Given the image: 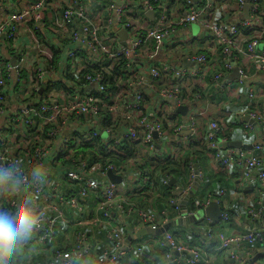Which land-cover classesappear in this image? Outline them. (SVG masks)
Masks as SVG:
<instances>
[{
	"label": "built area",
	"instance_id": "built-area-1",
	"mask_svg": "<svg viewBox=\"0 0 264 264\" xmlns=\"http://www.w3.org/2000/svg\"><path fill=\"white\" fill-rule=\"evenodd\" d=\"M54 1L36 0L0 19V167H12L27 160L44 169L39 178L29 179L25 175V192L37 209L44 210V218L23 245L34 240L38 246L49 249L57 236V220H61L79 228H105L106 246L98 256V264H120L130 253L138 254L142 261L146 258L144 246L127 241L118 225H126V219L131 218L143 227L157 228L179 219L177 197L182 191L187 192L190 184L173 188L168 205L177 214L169 219L168 208L156 213L131 200L128 193L136 191L139 177L136 166L107 162L87 167L82 159H73L71 169L57 164L72 153L66 147L74 138L84 142L100 138L106 154L118 151L121 142L128 140L153 157L158 145L168 152L166 156L176 157L181 134L184 131L190 137L196 134L198 117L205 114L199 104L208 101L210 91L224 94L234 85L240 86L246 98L255 104L264 92V0H198V3L194 0H118L108 4L104 17L92 15L86 0L84 3L69 0L54 13L57 33L63 40H69L65 45L66 57L58 62L57 91L50 89L42 100L36 101L47 88L48 75L43 67L45 62L35 61L28 66L31 69L28 82L22 84L27 94L24 105L10 110L7 100L13 98L15 91L8 80L9 67L1 57V38L14 41L19 26L39 19ZM247 2L251 4L249 19L237 20L235 17L243 13ZM193 24L201 26L203 33L186 40L183 33ZM242 28L249 34L243 35ZM120 29L126 32L125 41L117 36ZM203 39L205 43L200 45ZM191 42L197 43L193 50ZM122 60L126 74L120 75L111 87L105 76ZM235 72L237 77L232 78ZM251 72L261 76L263 88L255 89L249 84ZM193 103L198 105L195 111L176 124L172 122L170 117L178 107ZM242 115L248 117L245 128H251L249 121L262 126L259 142L249 148H228V138L219 136L221 125L215 120L208 122L205 140L219 167L242 168L244 177L255 180L264 193V100L257 109ZM49 124L53 128L43 133V127ZM38 136H44L45 142L31 146L30 141H38ZM56 139L58 149L54 147ZM108 172L123 180L118 184L110 182ZM62 185L70 188L66 194L58 188ZM93 192L98 202L86 212L84 204ZM211 201L209 198L197 200L194 205L207 207ZM258 206V210L247 208L246 215L251 219L264 217V208L260 203ZM63 207L71 209L75 218L65 217ZM193 214V210L186 213ZM228 219L229 215L221 212V222ZM200 235L218 240L216 250L225 251L230 260L238 263L244 245L264 244L262 230L231 236L215 231ZM90 237L87 231L78 229L70 244L50 249L48 264H73L90 257ZM160 244L169 249L164 253V264H209V251L179 243L168 231L162 235Z\"/></svg>",
	"mask_w": 264,
	"mask_h": 264
},
{
	"label": "crops",
	"instance_id": "crops-1",
	"mask_svg": "<svg viewBox=\"0 0 264 264\" xmlns=\"http://www.w3.org/2000/svg\"><path fill=\"white\" fill-rule=\"evenodd\" d=\"M34 1L36 0H0V19L2 20L9 13L18 11L33 3ZM81 1L83 3L85 2V0ZM86 1L88 2L87 9L92 15L97 14L101 17H104L108 4L112 1L118 0ZM194 1L198 3V0ZM65 2L68 4L69 0H55L52 3L51 7L44 11L45 13H41V17L39 19H34V23L30 24L28 21L19 26L14 41H10L8 43V47L12 51L11 57L10 55L8 56V67L11 71L12 81L16 80L14 71L15 66L18 62L26 68L28 66H31L35 61H43L49 63V59H51L52 56V45H55L57 49L59 48V50L62 52L60 58L65 59L66 50L65 45L63 44L64 40L60 33H57V17L54 14L57 13V8L61 7ZM227 14L231 15L230 13ZM241 17L244 20H248L249 13L248 18H246L243 10V13L241 15L236 16L235 18L237 20H240ZM231 22L234 21L231 20ZM193 25L194 26L190 25L189 27H187V30L183 33L186 40H190L189 38L201 35V33H203V28L201 26L196 24ZM121 30L122 29L117 31V36L122 41V39L118 35V32ZM241 33L243 35H246L249 34V31L246 30V33ZM125 39L123 41H125ZM4 40L5 39L2 37V51H4L5 54L7 52V49L5 47ZM199 43L200 45H204L205 39L199 41ZM194 46H197V43L191 42L190 47L192 50ZM206 46L208 51V44H206ZM43 53H47V56ZM48 53L50 54V56ZM12 59H15L14 66L11 65ZM250 74L251 77L249 79V84L255 87V89H259L258 87L263 88V81L261 76L253 75L252 72ZM50 76L51 78H49V75L47 76L46 81L57 80V75L55 73H50ZM231 77H235L234 73ZM47 88L54 89V86ZM242 88L243 87L234 85V87L231 88L230 91H226L224 94H219L216 91H210L208 93V101L199 104V109L205 110V114L198 117V126L196 134L190 137L189 133L187 131H184L177 140L178 142H183V145H185L183 147V150L190 149L194 144L199 143L200 141H202L203 143V141L205 140V133L208 129V122L210 120L218 121L221 125L223 129L222 133H224V135L228 138L226 146L232 142H239L242 145L250 147L252 144L257 143L261 140V125L251 124L250 129L244 127V123H246V121H244V116L242 114H246L248 111L254 110L255 108L254 106H248V104H250L252 101L246 98V96L243 94ZM21 92L22 91H19L20 94ZM19 93L14 92L13 98L7 100L10 110L16 108L19 109L24 105L27 94H25L24 91L21 95H19ZM41 97L42 96H40V98ZM260 97L261 98H259V101L258 99H256L255 101L256 104L259 106L262 105L264 100L263 90L262 95ZM196 106H198L197 103H193L190 106H186L187 112L185 116H182L177 112L176 114L181 116L182 119L187 118L189 113L196 110ZM3 120L5 119L3 118ZM4 122L5 121H3V123ZM191 142L194 143L190 144ZM205 142L208 143L206 140ZM187 145H189L188 148H186ZM54 147L56 149H58L59 147V145L57 144V139L55 141ZM55 152L56 150L52 151L51 154L54 155ZM156 152L157 155H160L161 157H164V155L168 154V152L163 151L160 145H158V150H156ZM191 173L192 174L189 177L185 176V180L183 183H189L191 188L187 192L182 191L181 194L177 197L179 209L181 212L180 217L187 218L188 215H186V213H189L191 210L195 211L196 214L198 211L201 212V210L206 207H198L196 205H192V203L197 200L204 201L209 198L219 204L221 212H229V219L225 222H221L220 220L217 223H213L210 219V221H207L208 218L202 215L197 218L196 221H200L199 225L195 226V222H188L184 225L178 224L172 226L169 230L173 232L176 237L182 234V230H186L188 232H191L192 230L191 233L195 232L200 234L201 232H205L207 229H209L208 227H210L212 231L220 232L226 236L244 234L252 230L264 231V217L258 219H251L245 213V210L249 207H253L255 210H258V203H260L264 208V193H262L258 183L255 180L249 181V179H246L244 177L242 168L237 167V169L231 170L223 169L214 162L210 151L206 150L202 153L200 152L195 154L193 170L191 171ZM193 189H195V192H192ZM138 190L139 189L136 186V199L143 200L149 207V209H159L158 203H156L158 197L156 191H150V189H148L149 191L146 192L151 193L153 198L145 200L144 197L141 196L145 192L138 193ZM185 199L187 200L183 203V207H186V211L184 212L181 207L182 202L185 201ZM97 202L98 198L96 193H91L87 197V201L84 204L85 211L87 212L94 209ZM63 209L65 217L69 219L75 218L74 212L71 209L66 207H63ZM131 225L137 227L131 229V232H128L127 234L124 230L126 225H118L120 230L126 235V238L131 237L132 235L141 231V229L145 228L141 224H139L135 219H133ZM79 229L85 230L88 233L90 232L89 234L91 235V237L89 243L92 252L90 257H87L83 261L75 262L73 264H98V256L101 253L100 251H102V249L106 246V243L104 241L105 228L99 227L96 229H91L88 227H82ZM77 231L78 230L76 226L66 225L61 220H57V236L54 243L49 247V249L45 250L43 247L38 246L36 241L31 240L29 241L28 245H22L14 254L0 258V260H2V264H19L20 261H23L22 264H48L47 261L50 249L53 247L60 248L66 244H70V242L74 239L75 232ZM157 237L158 236L148 234L138 239H132L130 241L133 242L135 240L143 238L142 241L136 242L134 244H142L145 250V259L152 261L155 259L157 253H161V250L159 251L155 246L158 240ZM187 241L193 243L192 237H187ZM218 246V240H209L207 250L209 251L210 256H212L215 264H264V245H259L258 243L253 246L248 244L244 245V247L239 252V254L241 255L240 263L230 260L225 254V251H217L216 249L218 248ZM124 260L127 261H121L120 264L136 263L135 261L132 262L130 258H126Z\"/></svg>",
	"mask_w": 264,
	"mask_h": 264
},
{
	"label": "trees",
	"instance_id": "trees-1",
	"mask_svg": "<svg viewBox=\"0 0 264 264\" xmlns=\"http://www.w3.org/2000/svg\"><path fill=\"white\" fill-rule=\"evenodd\" d=\"M29 23L30 24L34 23V20L29 21ZM240 31L246 33V30L244 28L240 29ZM4 39H5L4 41H5V47L7 49V52L4 54V51H2L1 57L3 58L5 63H7L8 65V56L10 55L11 57L12 51L8 47V43L10 41H8L6 38ZM67 43H69V40L63 41L64 45H66ZM51 49H52V56H51V59H49L50 62L49 63L45 62V64L43 65L44 70L45 68L47 70L45 71L47 75H49V78H51L50 73L51 74L55 73L57 75V70L59 67L58 62L63 59V58H60L62 52L59 50V48L57 49L55 45H52ZM124 69H125L124 60H122L119 66H116L112 71H110L109 74L105 76L106 82L109 85H111V87H113L116 79L120 75L123 76L124 74H126L124 72ZM8 70H9L8 80L9 82L12 83L11 86L14 87V91L15 92L23 91L24 86L22 84H26L28 82V76L30 75L31 69H29V67L27 68L25 66L23 67L18 62L17 65L15 66V71H14V75L16 79L15 81H12L11 71L10 69ZM68 77L71 78L72 76L69 75ZM18 79L21 81V83L17 81ZM45 86L46 87L54 86L55 90H57V80L48 81L47 83H45ZM8 88H11V87H8ZM8 88H5V91ZM7 91H9V93L12 92L11 89ZM49 91H50V88H47V89L45 88V92H43L42 97L41 98L37 97L38 100L36 101L39 102V99L42 100L45 94ZM21 94L19 93V95ZM9 95H12V94H9ZM248 106H252V107L254 106V108L257 109L259 105H257L256 103L255 104L250 103L248 104ZM170 118L172 122L175 124L178 123L180 120H182L181 116L177 114L171 116ZM53 126H54L53 124L44 126L42 132L45 133L48 129L53 128ZM165 126H166V123H165ZM220 128H221V132L219 133V136L220 135L225 136L221 134L223 129L221 126ZM44 138L45 137L42 136L38 139V141L37 139H32L30 141L31 146L43 144L45 142ZM204 142L205 140L203 141V143L202 141H200L199 143L194 144L190 149H187V150H183V147L185 145H183V142H179L177 145L179 146V149L181 151L180 150L178 151L179 155H177L176 157H171V156H166V155H164V157H161L160 155H157V153H156V156L153 157L149 154L143 153L141 151V148L138 147L136 143H132L131 141H128V140H124L121 142V145L118 148V151H115L114 153L106 154L105 148L103 147V143L100 138H94L93 140L89 142H84L83 139L75 140L74 138V139H71V141L69 142V145L66 147V151L71 150L72 153L70 155L66 154V158H61L59 161L60 165L57 164V167L63 166L64 168L71 169L72 168L71 161L73 159L76 161L79 159L85 160L87 162V167H90L94 163L104 164L107 162H114L115 164L122 165V166H134V167L136 166V169L139 173L138 180L136 181L137 188L139 189L138 193L145 192L141 196H143L145 200H149V198H153V196L151 193L146 192V191H149L148 189H150V191H156V193L158 194V197L156 196L157 197L156 203H158L159 209L158 210L153 209V211H155L156 213H160L166 207L171 212L169 214V219H171V218H174L177 214L168 205V200L171 196V192L173 188L177 185H180L182 187L188 186L189 183L188 184L186 183L187 185L183 183L185 180V176L189 177L192 174L191 171L193 170L195 154L200 153V152L202 153L203 151L210 149L208 143L206 142L204 143ZM173 143L176 144L175 141ZM193 143L194 142H191L190 144H193ZM188 147L189 145L186 146V148ZM171 181H173V183H171ZM131 184L134 185V183H131ZM58 188L64 194L68 192V189L70 190V188L67 185H62L60 187L58 186ZM128 194L130 195L131 200L136 203V205L146 210H152V209H149V207L146 205V203L143 200H139L135 198V194H136L135 191L130 192ZM192 205H194V202L192 203ZM224 212L229 215L228 211H223V213ZM131 223H132L131 218L126 219V227L124 228L126 234L128 232L130 233L131 229L137 227V226H132ZM199 224H200V221L194 223L195 226ZM208 228L209 229H207L205 232L212 231L210 227ZM78 229L79 227H77V230ZM181 232L182 234L176 237L173 232L168 230V233L174 236L175 240L179 243H183L191 248L198 247L199 245H201V247L203 248L208 247L209 240L206 239V237H203L205 238L203 239L201 238L200 234L195 233V232L191 233L192 230L191 232H188L186 230H182ZM187 237H192L193 243H190L189 241H187ZM157 238L159 240V243H157L155 246L159 251L161 250V253H157L154 260L150 261V260L145 259L141 261V258L139 259L137 258L138 254H135V253H130L126 258H130L132 262L133 261L136 262L133 264H164L165 263L164 253H166L169 249L167 247L161 246L160 241H162V235L158 236ZM142 239L133 241V244L136 242L142 241ZM212 240L214 239H210V241ZM261 245H264V244H261ZM123 261H127V260H123ZM137 261H141V262H137ZM180 264H185V263H180Z\"/></svg>",
	"mask_w": 264,
	"mask_h": 264
},
{
	"label": "clouds",
	"instance_id": "clouds-1",
	"mask_svg": "<svg viewBox=\"0 0 264 264\" xmlns=\"http://www.w3.org/2000/svg\"><path fill=\"white\" fill-rule=\"evenodd\" d=\"M43 174L42 167L27 160L0 167V258L14 254L41 226L44 210L25 192V175L33 179Z\"/></svg>",
	"mask_w": 264,
	"mask_h": 264
},
{
	"label": "water",
	"instance_id": "water-1",
	"mask_svg": "<svg viewBox=\"0 0 264 264\" xmlns=\"http://www.w3.org/2000/svg\"><path fill=\"white\" fill-rule=\"evenodd\" d=\"M251 9V4L250 2H247L245 7H244V13H245V17L248 18V13L249 10ZM151 16V13L149 14ZM119 37L122 39V41L125 39L126 37V32L124 30H121L118 32ZM124 43V42H122ZM15 59L11 60V65L14 66L15 65ZM234 76L237 77V73H234ZM177 113H179L182 116L186 115L187 112V107L186 106H180L177 108L176 110ZM244 121H248V117L244 118ZM250 123L255 125V122L253 121H249ZM228 148H234V149H238L241 147H246L249 148L248 146L242 145L239 142H232L229 143L227 145ZM197 174V172H196ZM107 179L114 183V184H118L120 183L123 179L119 176L114 175L112 172H108L107 173ZM171 183H173V181H171ZM192 192H195V189L192 190ZM187 199H185V201L182 202V209L184 210V212L186 211V207H183V203L186 202ZM196 214V213H195ZM195 214L188 216L187 218L181 217L177 220L171 221L161 227H157V228H152V227H145L144 229H141V231H139L138 233L132 235L131 237H129L127 239V241H130L132 239H138L144 235H155V236H161L163 235L165 232H167L172 226L175 225H184L187 224L188 222L192 223V222H196L197 221V216H205L206 218L210 219L213 223H217L218 221H220V216H221V209L219 204L216 201H212L208 207L204 208L200 211L197 212V216H195Z\"/></svg>",
	"mask_w": 264,
	"mask_h": 264
},
{
	"label": "rangeland",
	"instance_id": "rangeland-1",
	"mask_svg": "<svg viewBox=\"0 0 264 264\" xmlns=\"http://www.w3.org/2000/svg\"><path fill=\"white\" fill-rule=\"evenodd\" d=\"M192 26H194V25H192ZM57 195H58V194H57ZM195 216H197V215H195ZM199 217H200V216H197V218H199ZM196 248L201 249V250H203V251H204V250H207L206 247L203 248V247H201V245H199V246L196 247ZM207 252H208V250H207ZM212 253H213V252H212ZM208 258H209V259H208L209 264H215V263H214V260H213V258H212V256L208 255ZM22 263H23V261L20 262V264H22Z\"/></svg>",
	"mask_w": 264,
	"mask_h": 264
}]
</instances>
